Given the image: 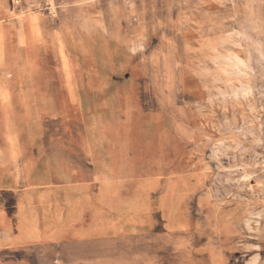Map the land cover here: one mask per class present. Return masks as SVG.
Masks as SVG:
<instances>
[{"label":"rangeland","instance_id":"1","mask_svg":"<svg viewBox=\"0 0 264 264\" xmlns=\"http://www.w3.org/2000/svg\"><path fill=\"white\" fill-rule=\"evenodd\" d=\"M0 264H264V0H0Z\"/></svg>","mask_w":264,"mask_h":264},{"label":"crops","instance_id":"2","mask_svg":"<svg viewBox=\"0 0 264 264\" xmlns=\"http://www.w3.org/2000/svg\"><path fill=\"white\" fill-rule=\"evenodd\" d=\"M34 19H35L34 17H31L30 21L28 20V22H29L28 25H29L30 31L32 29L31 23L33 22ZM99 202H100V204H98L97 206H104V207L105 206H136L135 204H132V203L127 204V203H124V202H120L119 204L111 203V202H108V200H103V199L101 201H99ZM19 206H78V205L70 203L68 201L61 200L60 198L58 199L56 197H51L50 196V198H48L45 202L28 203L26 205H19Z\"/></svg>","mask_w":264,"mask_h":264},{"label":"bare ground","instance_id":"3","mask_svg":"<svg viewBox=\"0 0 264 264\" xmlns=\"http://www.w3.org/2000/svg\"><path fill=\"white\" fill-rule=\"evenodd\" d=\"M244 1V0H243ZM175 9V8H174ZM106 17V16H105ZM116 17V16H115ZM176 23V22H175ZM111 43H112V41H111ZM235 111V110H234ZM261 185V184H260Z\"/></svg>","mask_w":264,"mask_h":264}]
</instances>
